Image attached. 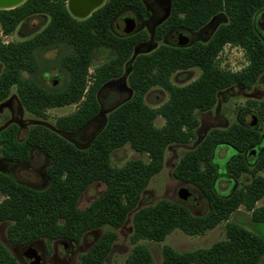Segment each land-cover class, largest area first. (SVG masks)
I'll return each mask as SVG.
<instances>
[{"label": "trees", "instance_id": "1", "mask_svg": "<svg viewBox=\"0 0 264 264\" xmlns=\"http://www.w3.org/2000/svg\"><path fill=\"white\" fill-rule=\"evenodd\" d=\"M67 1L24 0L13 8L0 9L4 37L29 18H48L31 39L4 43L0 38V103L14 87L20 104L37 118L44 119L47 110L76 105L72 114L55 122L60 133L74 134L100 113L101 88L122 77L134 49L148 36L143 32L120 36L112 30L114 20L124 11L144 16L142 0H106L84 19L69 13ZM262 9L264 0H171L167 19L154 32L156 40L175 30L198 32L218 15H224L226 22L205 42L184 47L161 44L149 53L136 55L127 75L130 98L107 114L102 128L84 147L42 126L29 129L22 141L17 139L15 125L2 130L0 152L5 159L25 162L33 149L49 159L45 169L48 185L42 190L0 173V223H9L8 242L18 246L38 239L78 243L86 232L106 228L79 257L80 264H103L117 239V230L135 210L151 178L162 170L167 147L187 145L195 139L199 126L196 112L210 111L223 90L233 86L250 90L263 73L264 43L254 26V17ZM62 46L70 50L60 60L68 74L62 89L23 76L37 71L35 51ZM225 46L242 50L247 62L243 69L232 72L219 67L218 55ZM98 51L109 55L89 73ZM192 68L200 71L197 79L184 86L172 84L174 73ZM155 87L164 90L168 99L158 108H150L144 98ZM252 105L264 124V103ZM158 117L164 121L161 127L154 125ZM125 145L146 155L148 162L132 160L121 167L112 166L111 154ZM220 147L233 151L225 167L231 178L250 176L247 184L226 196L215 189V152ZM256 148L250 161V153ZM172 176L199 190L207 203L206 213L195 216L183 203L168 200L134 211L129 237L133 248L123 264H153L151 253L141 241L160 243L174 230L187 236L201 235L221 222H227L225 240L183 253L163 246L161 264H261L264 238L228 222L242 206L250 212L254 224H264V206L255 207L264 196V142L256 128L236 123L227 129L209 130L194 149L183 154ZM95 182L104 185L103 192L79 210L80 195ZM0 264H19L1 243Z\"/></svg>", "mask_w": 264, "mask_h": 264}, {"label": "rangeland", "instance_id": "2", "mask_svg": "<svg viewBox=\"0 0 264 264\" xmlns=\"http://www.w3.org/2000/svg\"><path fill=\"white\" fill-rule=\"evenodd\" d=\"M147 12L144 16L138 17L131 11L120 13L112 24V30L115 34L126 35L123 21L130 18L133 22L132 33L143 32L148 38L138 45L133 52L131 59L125 64L122 77L112 80L105 84L99 92L100 113L80 132L74 134H62L55 129V122L58 118L68 116L76 110V105L54 108L46 111L45 118H37L28 113L20 104L15 88H11L9 96L0 103V131L10 125L18 128L17 139L22 141L27 136L29 129L34 126H42L54 131L79 147H84L90 143L94 135L102 128L107 114L116 106L129 99L131 91L127 84V75L130 71L131 62L138 54H145L155 50L161 44H174V32H169L156 40L154 32L167 19L170 11L171 0H142ZM106 0H102L103 5ZM21 4V3H20ZM17 4V5H20ZM16 5V6H17ZM15 7V6H14ZM3 9V8H0ZM71 14V13H70ZM76 19L79 18L71 14ZM45 16H36L21 22L15 31L0 38L4 43L21 42L31 39L47 23ZM226 22L224 15L214 17L202 30L195 34H187L189 43L205 42L215 29ZM257 29L261 31L260 27ZM264 43V37H263ZM66 47L52 48L49 50H37L34 53V59L37 64V71L34 75L23 74L38 84L45 86H55L62 89L68 82V74L61 67V58L69 53ZM108 53L98 51L95 53L92 69L102 64L108 57ZM218 64L221 69L237 72L243 69L247 62L241 49L232 46H225L218 55ZM1 71V67H0ZM200 71L196 68L185 71H178L171 76V82L175 86H184L193 82L199 76ZM168 99V94L158 88H152L145 95L144 101L150 108H158ZM252 103H264V71L259 76L255 85L246 90L240 86H233L218 93L217 101L214 107L205 113L196 112L199 126L195 132V139L187 145H171L167 147L164 153L162 170L153 176L147 187L142 192L139 202L134 211L143 207L154 205L159 200H168L177 203H183L195 216H201L207 211V203L202 194L195 187L179 182L172 176V172L182 158L183 154L194 149L211 129H227L233 124L239 123L249 127L256 128L264 142V124L260 118L259 112ZM164 124L163 119L156 118L154 125L161 127ZM233 154L232 149L220 147L215 152V163L218 166V177L215 182L216 191L223 196L228 195L232 190L247 184L250 176L242 175L238 179H233L225 172L226 164ZM254 155L249 156L251 161ZM111 165L121 167L132 160H141L148 162L146 155L135 152L129 145H125L111 154ZM49 165V160L39 151L34 150L31 157L24 163L10 162L2 156L0 152V172L11 176L17 182L40 190L47 186V180L44 182V172ZM180 189H186L189 197L186 202H181L178 198ZM104 190V185L95 182L89 185L80 195L77 208L79 210L88 206ZM3 196L0 195V202ZM264 206V196L255 204V207ZM129 213L123 226L117 230V239L103 264H123L126 257L131 252L133 245L129 241L132 232V215ZM228 222L238 224L255 234L264 238V224H254L251 220V214L244 207H239L234 212ZM227 222H221L215 228L206 231L201 235L187 236L179 230H174L168 234L160 243L141 241L140 244L146 246L153 257V264H161V252L163 246H169L175 252L183 253L197 249H207L213 244L225 240V225ZM9 223H0V243L9 252V254L19 263L26 264L22 258L23 252L29 250L35 251L38 257V264H80L79 257L91 248L106 228H98L86 232L78 243L54 240L47 243L44 239H38L30 245L18 246L8 242L6 237V228ZM264 264V257L261 259Z\"/></svg>", "mask_w": 264, "mask_h": 264}, {"label": "water", "instance_id": "3", "mask_svg": "<svg viewBox=\"0 0 264 264\" xmlns=\"http://www.w3.org/2000/svg\"><path fill=\"white\" fill-rule=\"evenodd\" d=\"M24 2V0H0V8H13L17 4ZM102 0H68L67 9L68 11L76 17L85 18L88 17L96 8L99 7ZM126 26L125 32L129 34L133 29V22L130 18L123 21ZM181 43L184 45L187 43V38L180 36ZM189 197V192L186 189H180L178 192V198L181 202H186ZM29 256V264H38V257L35 254V251L29 250L27 252Z\"/></svg>", "mask_w": 264, "mask_h": 264}, {"label": "flooded vegetation", "instance_id": "4", "mask_svg": "<svg viewBox=\"0 0 264 264\" xmlns=\"http://www.w3.org/2000/svg\"><path fill=\"white\" fill-rule=\"evenodd\" d=\"M102 6V5H101ZM100 7V6H99ZM98 7V8H99ZM6 9H8V8H6ZM97 9V8H96ZM95 9V10H96ZM146 12H147V9H146ZM70 13V12H69ZM135 14V13H134ZM146 14V13H145ZM136 15V14H135ZM137 16V15H136ZM139 17V16H138ZM86 18V17H85ZM254 26H255V29H256V31H257V33L259 34V36L261 37V39H262V41H263V37H264V9H262V10H260L256 15H255V17H254ZM257 26H259L260 27V29H261V31H259L258 29H257ZM204 28V27H203ZM202 28V29H203ZM201 29V30H202ZM172 32H174V37H175V42H174V44H170V45H173V46H178V47H184V46H187V45H190V44H192V43H194V42H192V43H189V40H188V37H187V34H195V33H197V32H195V33H187V32H182V31H179V30H175V31H172ZM199 32V31H198ZM131 34H134V33H129V34H126V35H131ZM212 35V34H211ZM210 35V36H211ZM180 36H184V37H186L187 38V43L186 44H182L181 43V39H180ZM209 39V38H208ZM196 42H198V41H196ZM1 132V131H0ZM34 150H36V151H39V150H37V149H33V150H31L30 151V153H29V158L31 157V154H32V152L34 151ZM256 151H257V148L256 149H254V150H252L251 151V155H255L256 154ZM40 152V151H39ZM41 153V152H40ZM43 154V153H42ZM44 155V154H43ZM45 156V155H44ZM46 157V156H45ZM28 158V159H29ZM47 158V157H46ZM5 159V158H4ZM27 159V160H28ZM48 159V158H47ZM7 160V159H6ZM49 160V159H48ZM9 161V160H8ZM10 162H13V161H10ZM26 162V161H25ZM14 163H24V162H14ZM226 172V171H225ZM1 174H4V175H6V176H8L9 178H11V179H13L11 176H9V175H7V174H5V173H2V172H0ZM219 175V174H218ZM44 177H45V172H44ZM14 180V179H13ZM47 180V178L45 177L44 178V182ZM15 182H17L16 180H14ZM17 183H19V182H17ZM47 183H48V180H47ZM19 184H21V183H19ZM21 185H23V184H21ZM48 185V184H47ZM24 186H26V185H24ZM27 187H29V186H27ZM47 187V186H46ZM45 187V188H46ZM29 188H31V187H29ZM32 189H34V188H32ZM44 189V188H43ZM35 190H37V189H35ZM40 190H42V189H40ZM30 245V244H29ZM22 258L24 259V261H25V263L26 264H29L28 263V261H29V256H28V254H27V252H23L22 253Z\"/></svg>", "mask_w": 264, "mask_h": 264}]
</instances>
